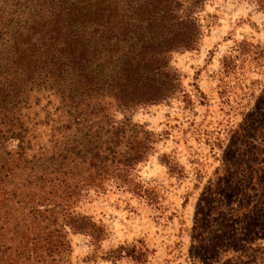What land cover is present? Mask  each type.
<instances>
[{"label": "trees", "instance_id": "trees-1", "mask_svg": "<svg viewBox=\"0 0 264 264\" xmlns=\"http://www.w3.org/2000/svg\"><path fill=\"white\" fill-rule=\"evenodd\" d=\"M22 1L0 5V264H64L66 228L101 238L74 211L83 193L131 184L153 151L117 115L180 92L171 56L199 47L207 0H108L93 21L80 0ZM93 42L104 55L90 59Z\"/></svg>", "mask_w": 264, "mask_h": 264}, {"label": "rangeland", "instance_id": "rangeland-1", "mask_svg": "<svg viewBox=\"0 0 264 264\" xmlns=\"http://www.w3.org/2000/svg\"><path fill=\"white\" fill-rule=\"evenodd\" d=\"M105 2L80 5L92 6L93 21ZM263 6L207 0L199 47L171 56L180 92L118 113L152 132L154 149L131 184L109 180L83 193L74 211L100 226L101 238L66 228L64 264H264ZM87 48L90 59L104 55L94 42Z\"/></svg>", "mask_w": 264, "mask_h": 264}]
</instances>
